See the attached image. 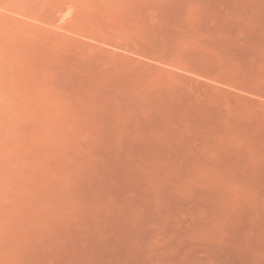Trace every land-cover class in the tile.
Masks as SVG:
<instances>
[{"label": "rangeland", "instance_id": "374dc122", "mask_svg": "<svg viewBox=\"0 0 264 264\" xmlns=\"http://www.w3.org/2000/svg\"><path fill=\"white\" fill-rule=\"evenodd\" d=\"M0 264H264V0H0Z\"/></svg>", "mask_w": 264, "mask_h": 264}]
</instances>
